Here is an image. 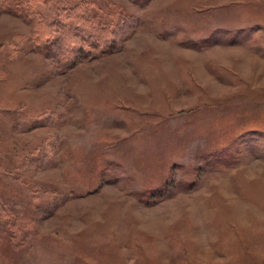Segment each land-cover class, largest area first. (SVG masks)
<instances>
[{"label":"rangeland","instance_id":"1","mask_svg":"<svg viewBox=\"0 0 264 264\" xmlns=\"http://www.w3.org/2000/svg\"><path fill=\"white\" fill-rule=\"evenodd\" d=\"M0 264H264V0H0Z\"/></svg>","mask_w":264,"mask_h":264},{"label":"trees","instance_id":"2","mask_svg":"<svg viewBox=\"0 0 264 264\" xmlns=\"http://www.w3.org/2000/svg\"><path fill=\"white\" fill-rule=\"evenodd\" d=\"M48 45L50 44V47L51 46H54V48H56L58 51H59V49H61L62 47H64L63 45H61L60 44V40L58 39V40H53V41H51V42H49V43H47ZM47 47H49V46H47ZM66 47V46H65ZM67 48V50L69 51V55L67 56V57H65V60L64 61H62V62H64V66L65 67H68L70 64H68L69 62H68V57L70 56V54H73V55H77V54H79L80 53V49H81V47H75V46H71V47H66ZM73 61H74V58H73ZM61 62V61H60Z\"/></svg>","mask_w":264,"mask_h":264}]
</instances>
